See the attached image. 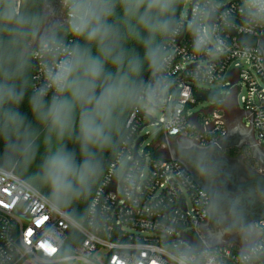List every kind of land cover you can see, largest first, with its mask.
Returning a JSON list of instances; mask_svg holds the SVG:
<instances>
[{
	"label": "clouds",
	"instance_id": "obj_1",
	"mask_svg": "<svg viewBox=\"0 0 264 264\" xmlns=\"http://www.w3.org/2000/svg\"><path fill=\"white\" fill-rule=\"evenodd\" d=\"M59 2L62 18L53 21L50 3L49 10H41L37 0H0V195L7 197L0 206L26 207L35 197L53 212H63L72 229L69 236L47 220L37 226L41 259L92 264L72 245L78 234L108 227L106 207L92 195L104 183L105 153L119 165V191L135 203L140 193L126 116L141 107L148 114L160 108L172 83V45L183 31L191 33L199 53L219 47L217 26L208 20L213 7L222 5L210 0ZM242 4L243 23L264 26V0ZM34 68L42 78L38 86L32 81ZM26 99L32 120L21 111ZM198 171L211 179L214 166ZM204 191L213 216L231 218L249 238L259 234L246 253V264H256L264 255V227L247 220L242 195L221 193L211 184ZM81 202L85 206L78 211L74 205ZM112 264L129 262L116 256ZM174 264H217V257L208 249L177 243Z\"/></svg>",
	"mask_w": 264,
	"mask_h": 264
},
{
	"label": "built area",
	"instance_id": "obj_2",
	"mask_svg": "<svg viewBox=\"0 0 264 264\" xmlns=\"http://www.w3.org/2000/svg\"><path fill=\"white\" fill-rule=\"evenodd\" d=\"M222 1L210 0L213 5L222 6L213 7L212 22L208 20L209 24L217 26L214 35L219 47L209 46L206 54L195 51L188 31L179 34L172 45L169 68L172 83L159 131L162 134L160 149L170 153L152 158L145 149L141 150L142 141L138 158H135L137 139L143 137L144 140L143 129L156 122L146 123L141 116L144 107L134 110L129 118L130 163L136 165L140 194L135 203L124 199L115 175L119 165L112 162L100 191L94 194L106 207L110 218L108 227L102 232L78 234L72 245L78 256L89 257L92 264H112L116 256L127 259L129 264H174V245L177 243L213 251L217 264H246L248 248L212 245L201 232L208 217V197L189 169L172 157L169 142L170 137H182L204 145L219 144L228 134L224 120L227 103L218 109L198 111H194V105L198 102V92L220 89L222 94L216 102L220 103L225 89L229 88L233 104L241 105L245 113L246 126L264 146V55L259 45L250 42L264 39V26L243 23L242 0ZM188 15L190 19V10ZM242 38L250 40L242 43ZM41 82L42 78L37 74L36 85ZM241 90L244 93L238 99ZM114 183L116 187L112 188ZM7 186L14 185L9 182ZM0 199L7 197L0 195ZM46 220L64 237L70 235L72 229L64 213L53 212L35 197L29 198L26 207L0 206V264H46L37 251L43 247L37 243L41 239V229L37 226ZM257 222L264 227V217ZM256 264H264V255Z\"/></svg>",
	"mask_w": 264,
	"mask_h": 264
},
{
	"label": "flooded vegetation",
	"instance_id": "obj_3",
	"mask_svg": "<svg viewBox=\"0 0 264 264\" xmlns=\"http://www.w3.org/2000/svg\"><path fill=\"white\" fill-rule=\"evenodd\" d=\"M55 3L60 5L59 0H55ZM261 49L264 55V39ZM244 117L245 113L236 105L231 110L225 109L228 134L219 144L204 145L182 137L173 141L175 155L189 169L200 187L205 189L211 184L221 193L242 195L247 220L257 222L264 216V146L253 130L246 126ZM206 165L214 166L211 179L198 171ZM201 232L212 245L234 246L247 237L237 231L234 220L223 214L213 216L210 211Z\"/></svg>",
	"mask_w": 264,
	"mask_h": 264
},
{
	"label": "rangeland",
	"instance_id": "obj_4",
	"mask_svg": "<svg viewBox=\"0 0 264 264\" xmlns=\"http://www.w3.org/2000/svg\"><path fill=\"white\" fill-rule=\"evenodd\" d=\"M222 2L223 3H227L228 0H223ZM203 88H208V87L207 86H203ZM225 90L226 91H225V95L223 97L222 102H220V103H213V102L206 101V100H199L197 102V104L194 105V111H198V110H202V109H206L207 110V109H210V108L218 109L220 106L223 105V103H227L225 105V107L227 108V110H231L232 107L235 106L233 104L234 101L231 98L230 89L229 88H226ZM243 93H244L243 90H241L238 93V99H240V96ZM164 104H165V99H162L161 102H160V108L157 111H155V112H151V114H152V116L154 118L153 121L156 122V123L153 124V125H148V126H146L143 129V131L141 133V136H144V140H143V142L141 144V147H140L141 150L142 149H145L149 145L153 144L154 139L158 135V133L160 131V127H161V121H162L163 116H164V111H163ZM239 108H241V105L239 106ZM161 153L164 154V155H168L170 152H168L167 150H162ZM147 168H148V166L145 165V169H147Z\"/></svg>",
	"mask_w": 264,
	"mask_h": 264
},
{
	"label": "trees",
	"instance_id": "obj_5",
	"mask_svg": "<svg viewBox=\"0 0 264 264\" xmlns=\"http://www.w3.org/2000/svg\"><path fill=\"white\" fill-rule=\"evenodd\" d=\"M44 1L45 0H37V4L39 5L41 10H44ZM141 52V55H143L142 49H138ZM37 73V69H33V75H32V81L34 84H36V74ZM144 79L148 80L149 76H148V72H147V66H145V73H144ZM21 111L24 112L26 115H28L29 120H32L31 114L28 110V105H27V99L24 102V105L21 108ZM134 110L130 111L127 116H126V127H127V123L129 121V118L132 114ZM141 116H143V118H145L144 120L146 121V123L150 124L153 123V116L152 114H148V112L145 111V109H142V114ZM33 123H35L33 121ZM145 123V124H146ZM37 127H39V125H36ZM128 129V127H127ZM129 131V129H128ZM162 134L161 132L158 133V135L156 136V138L153 141V144L149 145L148 147L145 148V152L146 153H150L152 158H159L161 155H163L161 152L162 150L160 149V138H161ZM42 140H43V130L41 129V154L43 153V145H42ZM69 148H74L75 145H73L72 143H69ZM79 158V157H78ZM40 162V157H37V166L39 165ZM114 162V160L109 156V154L105 153V174L108 171L111 163ZM47 190H45L46 192ZM96 191H94L92 193V195L94 196ZM85 206V204L83 202H81L80 205H74V207L77 208L78 211H82L83 207Z\"/></svg>",
	"mask_w": 264,
	"mask_h": 264
},
{
	"label": "water",
	"instance_id": "obj_6",
	"mask_svg": "<svg viewBox=\"0 0 264 264\" xmlns=\"http://www.w3.org/2000/svg\"><path fill=\"white\" fill-rule=\"evenodd\" d=\"M49 3H50V6H51V9L55 10V14L51 15L50 20L55 21L57 19H61L62 18L61 5H57L55 3V0H45L44 1V10H47L49 8ZM212 19H213V16L210 17L209 22H212ZM249 40L250 39L242 38L241 42L244 43L245 41H249ZM250 42L253 45H259L261 47V41H259V42L258 41H250ZM193 66H195V65H193ZM221 94H222V91L220 89L213 88L210 93H208V92H198L196 94V98H197L198 101L199 100H206V101H210V102L216 103L218 101V99L220 98ZM175 138H177V137H170V140H169L170 148H171L170 151H171V155H172V157L174 159L180 160L175 155V145H174V141H173V139H175ZM142 141H143V137H139L137 139V141H136V144H135V147H134V156H135V158H138V147H139V145H140V143ZM115 187H116V183L113 184L112 188H115ZM216 245H220V243H216ZM198 246L199 247H203L202 245H200V243H198Z\"/></svg>",
	"mask_w": 264,
	"mask_h": 264
},
{
	"label": "crops",
	"instance_id": "obj_7",
	"mask_svg": "<svg viewBox=\"0 0 264 264\" xmlns=\"http://www.w3.org/2000/svg\"><path fill=\"white\" fill-rule=\"evenodd\" d=\"M259 235V234H256ZM256 235H254V238H247L245 237L244 241H241L238 245H234V247L238 248V249H247V245L250 243V241L255 240L256 239Z\"/></svg>",
	"mask_w": 264,
	"mask_h": 264
}]
</instances>
